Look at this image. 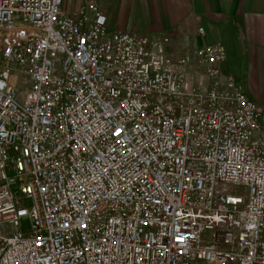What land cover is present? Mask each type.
I'll return each mask as SVG.
<instances>
[{
	"label": "built area",
	"instance_id": "2783aa9c",
	"mask_svg": "<svg viewBox=\"0 0 264 264\" xmlns=\"http://www.w3.org/2000/svg\"><path fill=\"white\" fill-rule=\"evenodd\" d=\"M169 42L0 0V264H264L263 108Z\"/></svg>",
	"mask_w": 264,
	"mask_h": 264
},
{
	"label": "crops",
	"instance_id": "0c3cea01",
	"mask_svg": "<svg viewBox=\"0 0 264 264\" xmlns=\"http://www.w3.org/2000/svg\"><path fill=\"white\" fill-rule=\"evenodd\" d=\"M81 1L65 8L74 10ZM94 1L106 13L109 30L168 36L166 50L173 57L193 54L202 44L223 45L220 80L231 78L235 89L260 104L264 122V0Z\"/></svg>",
	"mask_w": 264,
	"mask_h": 264
},
{
	"label": "rangeland",
	"instance_id": "374dc122",
	"mask_svg": "<svg viewBox=\"0 0 264 264\" xmlns=\"http://www.w3.org/2000/svg\"><path fill=\"white\" fill-rule=\"evenodd\" d=\"M74 1V0H73ZM72 0H63V6H64V8L65 7H67V6H69V5H71V4H73L74 2H73ZM23 88V86L21 85V84H19L18 86H17V90H18V95H19V98L21 97L20 96V90ZM25 229H26V227H25Z\"/></svg>",
	"mask_w": 264,
	"mask_h": 264
}]
</instances>
